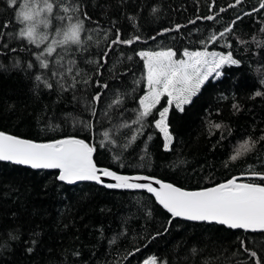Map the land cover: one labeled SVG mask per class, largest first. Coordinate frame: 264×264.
Segmentation results:
<instances>
[{"label": "trees", "instance_id": "trees-1", "mask_svg": "<svg viewBox=\"0 0 264 264\" xmlns=\"http://www.w3.org/2000/svg\"><path fill=\"white\" fill-rule=\"evenodd\" d=\"M261 2L229 7L235 0H56L69 10L46 14L51 22L38 30L48 39L37 46L20 37L26 23L16 13L42 6V0H18L15 8L0 0V25L8 24L0 27V131L37 142L75 135L95 146L98 166L155 176L185 190L233 177L260 183L250 173H264V141L251 152L240 149L236 161L230 157L249 136H264V95L252 98L264 93V9L245 15ZM76 18L84 19L82 42L53 45L51 55L44 51L60 38L56 31ZM226 27L233 31L221 38ZM117 29L122 39L140 40L112 45ZM168 48L177 59L185 49L232 51L241 63L206 81L183 112L170 108L173 140L165 150L154 123L165 99L137 122L146 83L138 53ZM97 93L100 100L93 99ZM57 174L0 161V264H139L151 256L154 264H264V232L172 219L146 192L87 182L70 186Z\"/></svg>", "mask_w": 264, "mask_h": 264}, {"label": "snow or ice", "instance_id": "snow-or-ice-1", "mask_svg": "<svg viewBox=\"0 0 264 264\" xmlns=\"http://www.w3.org/2000/svg\"><path fill=\"white\" fill-rule=\"evenodd\" d=\"M242 2L243 0H235V4H231L229 7H236ZM8 4L15 8L18 0H8ZM56 7H63L65 12L69 10L68 6L62 3L57 4L56 0H42V6L17 12V20L26 23V27L19 32L20 37L26 38L37 46L44 43L48 39V34L40 32L38 25L43 24L47 27L51 21L50 16L46 14H52ZM260 9H264V0L259 4L258 9L253 8L252 12L245 13V15H252ZM220 11L223 12L225 9L222 8ZM83 16L85 19H91L86 12L83 13ZM57 18L60 21L65 20V16ZM67 19L72 20L73 18L67 17ZM203 19L213 20L215 18L207 16ZM236 19L239 20L241 17L237 16ZM235 23L234 20L232 24L235 25ZM0 27L7 28L8 24L5 23ZM176 27L179 29L181 26L177 25ZM83 31L84 19L76 18L75 22L68 23L56 31V35L60 38L54 39L52 44L45 47L44 51L51 55L56 51L53 45L80 44ZM164 31L170 30L165 29ZM232 31V27H226L223 32L219 33V36L223 38ZM261 31H264V28H261ZM216 39L215 35L211 37L213 41ZM139 40L140 36L138 35L130 39H122L120 30L117 29L115 39L112 40L111 44L132 45ZM108 54V52L103 53L105 57ZM40 55L42 53L38 54V59ZM138 55L144 62L147 91L139 99L140 110L137 122L149 117L156 106L161 103L162 98L166 97L167 106L163 107L162 110L157 109L159 118L155 119L154 122L155 128L163 133L165 150H169L173 140L168 124L170 108L174 105L176 109L183 112L185 105L193 103V98L197 96L201 87L205 85L206 81H209L210 77L213 75L219 77L222 74L220 69L223 66H238L241 63L240 60L233 57L232 51L225 54L224 52H209L206 49L196 51L185 49L184 58L181 59L176 58L177 53L171 48L160 51H140ZM32 66L31 63L28 64L29 68ZM41 67L47 68L48 63L42 61ZM35 79L39 81L41 77L38 75ZM45 84L49 88L52 86L47 81ZM261 84H264V80H261ZM103 87L107 88L108 86L105 84ZM262 95L264 93L256 91L252 98ZM93 99L100 100V94L97 93ZM233 108L239 110L238 105H233ZM216 127L220 128L221 125L217 124ZM259 141H264V136H260L257 140H253L249 136L236 150V153L230 157V160H237L241 155L240 149H243L245 153L251 152ZM95 151V146L75 135L52 139L47 142H37L0 131V161L28 165L33 169H56L59 172L57 179L68 184L77 181H95L110 189L146 190L155 197V200L170 214L172 219L183 218L188 221L215 222L230 229L264 232V173L254 170L250 173L253 176H260L262 178L260 183L238 182V179L233 177L212 187L189 191L155 176L125 175L110 168L98 167L93 159ZM103 178H111L114 182L105 183ZM172 219L169 220V224H171ZM159 234L157 233V235ZM240 243L241 247H245L244 241ZM195 251L193 249V252ZM245 251H247L246 247ZM250 255L256 257L257 253L252 251ZM148 264H154V262H148ZM162 264H167V261H163ZM256 264H261V261L257 259Z\"/></svg>", "mask_w": 264, "mask_h": 264}, {"label": "water", "instance_id": "water-1", "mask_svg": "<svg viewBox=\"0 0 264 264\" xmlns=\"http://www.w3.org/2000/svg\"><path fill=\"white\" fill-rule=\"evenodd\" d=\"M9 134V133H8ZM10 135H12V134H10ZM4 162H9V163H13V164H15L14 162H11V161H4ZM19 165V164H18ZM22 166H25V167H28V168H31L30 166H28V165H22ZM98 166V165H97ZM98 167H101V166H98ZM101 168H106V167H101ZM33 169V168H32ZM37 170H53V171H56L58 174H59V172H58V170H56V169H37ZM114 171V170H113ZM118 173H120V172H118ZM58 174H57V176H58ZM120 174H125V175H145V176H151V175H147V174H143V173H131V174H128V173H120ZM157 178V177H156ZM237 179H238V177H236ZM104 180H105V183H113L114 181H112L111 180V178H103ZM159 179V178H158ZM59 181V180H58ZM61 182V181H60ZM93 183V184H96V185H98V186H100V187H103V188H105V189H108V190H117V191H143V192H146L147 194H149V195H151V196H153L152 194H150V193H148L146 190H143V189H110V188H107L104 184H100V183H97V182H95V181H77V182H75V183H72V184H68L67 182H62V183H64V184H66V185H70V186H73V185H77V184H80V183ZM139 182H146V181H139ZM165 182H167V181H165ZM224 182H226V181H224ZM167 183H170V182H167ZM222 183V182H221ZM178 187V186H177ZM210 187H212V186H210ZM189 191H193V190H189ZM154 197V196H153ZM154 199H155V197H154ZM157 202V201H156ZM158 203V202H157ZM159 204V203H158ZM183 219V218H182ZM184 220H186V219H184ZM194 222H199V221H194ZM207 223H214V224H218V223H215V222H207ZM218 225H220V224H218ZM223 226V225H222ZM225 227H227V226H225ZM228 228V227H227ZM237 230V229H236ZM239 230H243V229H239ZM244 231H246V230H244Z\"/></svg>", "mask_w": 264, "mask_h": 264}, {"label": "rangeland", "instance_id": "rangeland-1", "mask_svg": "<svg viewBox=\"0 0 264 264\" xmlns=\"http://www.w3.org/2000/svg\"><path fill=\"white\" fill-rule=\"evenodd\" d=\"M30 7H37L36 5H33V6H29V8ZM39 26H44L43 24H39ZM45 27V26H44ZM209 52H213V51H209ZM215 52H217V51H215ZM182 58H184L183 57V55H182ZM181 59V58H180ZM225 66H227V65H225ZM224 67V66H223ZM222 67V68H223ZM222 68L220 69V72L222 71ZM145 75H146V70H145ZM221 76V75H220ZM219 76V77H220ZM219 77H216L215 75H213V77H210V78H212V79H217V78H219ZM147 91V82L145 83V92ZM145 92H144V94H145ZM143 94V95H144ZM142 95V96H143ZM165 99V101H166V104H167V99H166V97L164 98ZM167 106V105H166ZM174 106V105H173ZM175 107V106H174ZM163 109V108H162ZM161 109V110H162ZM158 118H159V114H158ZM159 130V129H158ZM161 133V132H160ZM161 136H162V138H163V145H164V136H163V133H161ZM163 148H164V146H163ZM148 262H154L155 263V258L154 257H148V258H146V259H144L143 261H141L139 264H148Z\"/></svg>", "mask_w": 264, "mask_h": 264}]
</instances>
